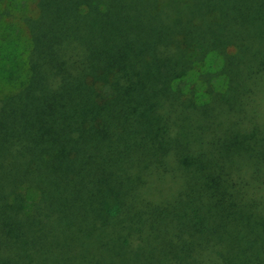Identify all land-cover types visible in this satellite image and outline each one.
<instances>
[{
    "label": "trees",
    "instance_id": "trees-1",
    "mask_svg": "<svg viewBox=\"0 0 264 264\" xmlns=\"http://www.w3.org/2000/svg\"><path fill=\"white\" fill-rule=\"evenodd\" d=\"M36 6L0 264H264V0Z\"/></svg>",
    "mask_w": 264,
    "mask_h": 264
},
{
    "label": "rangeland",
    "instance_id": "rangeland-1",
    "mask_svg": "<svg viewBox=\"0 0 264 264\" xmlns=\"http://www.w3.org/2000/svg\"><path fill=\"white\" fill-rule=\"evenodd\" d=\"M37 0H0V103L27 83L30 37L24 23L37 15Z\"/></svg>",
    "mask_w": 264,
    "mask_h": 264
}]
</instances>
